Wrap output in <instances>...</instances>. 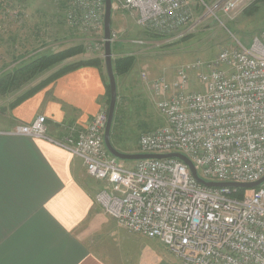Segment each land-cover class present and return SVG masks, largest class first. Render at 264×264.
<instances>
[{"label":"built area","instance_id":"obj_1","mask_svg":"<svg viewBox=\"0 0 264 264\" xmlns=\"http://www.w3.org/2000/svg\"><path fill=\"white\" fill-rule=\"evenodd\" d=\"M252 0H221L224 13ZM191 0H122L139 26L165 36L189 18ZM104 0H69L66 21L75 30L103 29ZM103 39L91 50L101 55ZM146 77V75L144 74ZM163 126L143 132L139 153H181L210 182H254L264 176V29L209 61L178 68L175 78L149 82ZM195 84L198 89L191 88ZM107 109L82 129L47 134L45 117L2 133L47 140L81 158L102 182L95 201L128 231L156 239L184 264H264V182L249 191L208 187L174 157L117 161L107 150Z\"/></svg>","mask_w":264,"mask_h":264},{"label":"crops","instance_id":"obj_2","mask_svg":"<svg viewBox=\"0 0 264 264\" xmlns=\"http://www.w3.org/2000/svg\"><path fill=\"white\" fill-rule=\"evenodd\" d=\"M30 13L18 12L15 17L34 14ZM40 15L52 17L57 12L44 10ZM60 35L68 44L84 35L96 38L73 30ZM68 61L38 74L18 96ZM3 65L0 60V80L6 75ZM107 99L102 70L82 66L14 107H9L13 100L5 104L0 99V130L43 115L47 134L60 138L69 126L84 128ZM101 186L88 175L80 157L44 139L0 132V264H164L162 243L128 231L102 210L94 198Z\"/></svg>","mask_w":264,"mask_h":264},{"label":"rangeland","instance_id":"obj_3","mask_svg":"<svg viewBox=\"0 0 264 264\" xmlns=\"http://www.w3.org/2000/svg\"><path fill=\"white\" fill-rule=\"evenodd\" d=\"M121 2L122 0H112V64L117 58L130 55L134 61L126 73H114L115 80L120 82L119 88H116L110 141L120 152L136 153L139 136L165 123L157 110L149 82L159 76L174 79L177 69L183 65L197 60H213L221 50L233 48L238 43L248 46L252 36L264 29V0H252L245 7L229 13L214 9L221 0H191L190 15L186 23L165 36L139 26L135 12L125 9ZM68 3L69 0H0V60L4 61L6 74L43 51L59 46L62 48L58 51L81 44L84 52L74 57L84 53L88 55L83 59L97 56L95 54L98 53L89 48L101 43L103 29L94 32L74 30L66 21ZM252 5L257 10L247 14L246 9ZM44 10L56 11L57 16L40 15ZM24 11L34 14L30 13L32 16L26 18L15 17V14H23ZM72 30L75 33L91 34L96 38L87 39L84 35L79 42L65 43L61 32ZM34 36L36 39H33ZM103 53L99 56L102 58V72L108 83ZM29 83L30 81L16 83L8 93L0 94L2 103L8 104L14 100L25 87H29ZM191 88L198 89L195 84H191ZM107 98L102 109H108L109 95ZM3 131L5 130H0L1 133ZM117 161L127 164L132 160ZM181 262L175 253L165 248L164 264Z\"/></svg>","mask_w":264,"mask_h":264},{"label":"trees","instance_id":"obj_4","mask_svg":"<svg viewBox=\"0 0 264 264\" xmlns=\"http://www.w3.org/2000/svg\"><path fill=\"white\" fill-rule=\"evenodd\" d=\"M256 10L257 8H255V5H252V7L246 9L245 12H247V14H252ZM83 52H84L83 45L77 44L63 50L55 51L48 54H39L33 57L28 62H25L21 66L16 67L11 73L9 72L0 80V85H1L0 94L6 93L10 88L14 86V84L30 81L31 79H34L38 74L68 59H69L68 62H66L63 66L55 70L51 75L39 81L37 84H35L27 91H25L23 94L18 96L15 100H13L9 104V107H14L17 103L24 100L28 96L32 95L35 91H37L38 89H40L42 86L49 83L53 79L59 77L64 73L77 69L79 67L94 66L102 70V65H101L102 58L97 56L87 59L71 60L72 58H74V55H78ZM133 61L134 58L131 55L117 58L113 62L114 73L116 75L126 73L131 68ZM102 78L105 81L107 95H109V85L105 80V76L103 72H102ZM243 191L244 189H238V193H241Z\"/></svg>","mask_w":264,"mask_h":264},{"label":"water","instance_id":"obj_5","mask_svg":"<svg viewBox=\"0 0 264 264\" xmlns=\"http://www.w3.org/2000/svg\"><path fill=\"white\" fill-rule=\"evenodd\" d=\"M104 19H103V41H104V64L106 75L108 78V85H109V105L107 109V121L105 126L104 132V142L108 152L116 159L121 160H139V159H161V158H178L182 160L185 164L188 165L192 176L201 184L208 186V187H233L239 189H252L260 185L264 182V176L257 181L254 182H247V183H235V182H208L201 179L196 170L191 163V161L181 153H165V154H157V153H125L116 150L110 141V129L113 120V113L115 109L117 91H116V80L113 70L112 64V52H111V21H112V0H104Z\"/></svg>","mask_w":264,"mask_h":264}]
</instances>
